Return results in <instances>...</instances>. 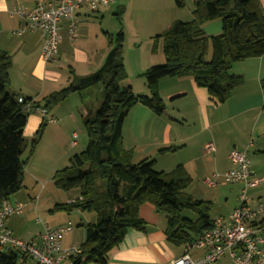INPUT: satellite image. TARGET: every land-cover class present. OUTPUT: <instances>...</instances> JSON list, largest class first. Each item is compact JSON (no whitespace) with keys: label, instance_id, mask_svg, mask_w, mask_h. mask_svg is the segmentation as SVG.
<instances>
[{"label":"trees","instance_id":"obj_1","mask_svg":"<svg viewBox=\"0 0 264 264\" xmlns=\"http://www.w3.org/2000/svg\"><path fill=\"white\" fill-rule=\"evenodd\" d=\"M176 2L183 5V0ZM124 11L119 7V19ZM192 13L191 20H176L156 36L154 46L162 39L166 60L142 74L150 95L136 94L130 84H122L127 73L125 33L121 29L110 36L113 47L99 69L86 75L72 71L66 87L48 95L43 104L35 102L49 112L76 93L86 110L82 116L88 134L86 147L70 157L69 165L54 173L59 188L80 190L77 199L58 204L56 210L96 213V221L85 225L86 238L80 246L86 264H106L109 252L129 229L146 228V221L139 215L145 202L167 214L165 233L172 244H191L213 226V203L186 191L192 176L183 165L159 171L153 159L134 162L132 150L123 146V123L135 104L142 103L158 115L165 113L159 92L162 78L190 75L216 101L225 102L232 90L244 82L242 75L231 71L233 64L264 54V9L260 0H195ZM218 18L222 32L207 35L203 24ZM12 66L11 56L0 51V204L23 187L26 165L47 124L43 119L32 139L24 136L30 114L19 101L23 95L9 89ZM261 84L264 89V78ZM23 97L25 102L32 100ZM94 97L100 103L96 108L92 104ZM184 211H192L195 216H184ZM25 258L19 251L0 245V264H24Z\"/></svg>","mask_w":264,"mask_h":264},{"label":"crops","instance_id":"obj_2","mask_svg":"<svg viewBox=\"0 0 264 264\" xmlns=\"http://www.w3.org/2000/svg\"><path fill=\"white\" fill-rule=\"evenodd\" d=\"M34 3L35 0H0V51L7 52L13 61L9 89L43 104L48 95L70 83L72 71L77 75H86L99 69L113 47L110 36H114L115 32L102 29V33L92 35L89 12L93 11L83 7L77 11L76 35L72 37L68 23L63 22L59 54L55 60L45 61L41 55L42 34L39 31L16 34L15 30L22 26L24 20L10 14L16 6L31 8ZM260 3L264 9V0H260ZM166 5L173 9L172 0H169ZM171 10L166 16L168 26L175 20H182L175 18L176 13ZM126 11L127 8H125ZM208 22L203 24V28ZM214 24V28L221 31L222 23ZM203 30L210 35L206 27ZM135 59L136 71L141 74L152 65L164 63L166 57L163 44L161 47L159 44L157 53L151 55L149 60L142 55ZM231 71L242 75L244 82L232 90L231 96L225 102L216 101L207 88L199 86L190 75L162 78L159 82V92L165 103V113L158 115L146 105L137 103L125 118L122 130L123 146L132 150L134 162L153 159L155 168L166 172L178 165H183L192 176V182L200 177L210 189L221 188L219 194L223 193L226 200H228L229 192L237 191V198L226 205L224 212L216 217L211 216L213 221L219 217H229L239 202L242 184L228 182L224 177V173L233 166L229 155L235 148L248 151L252 169L262 178V182L249 191L251 203L254 205L257 201H264V89L261 84L264 78V54L235 62ZM126 84H130L133 90L137 89L132 79H129ZM139 91L146 95L151 94L146 81L144 88H139ZM70 98L71 96L48 112V116L55 119V122L49 123L53 124L50 127L52 134H55L57 130L63 132V123L67 119L76 118V106L74 107ZM77 109H79L78 106ZM85 112L83 106L80 112L81 117ZM42 122L43 117L40 114L31 113L24 136L29 139L35 137ZM70 131L67 129L65 132V137L68 138L66 141L68 145L64 147L67 157L71 150H74L73 147L80 145L79 140L77 145L71 144L73 133L78 131L73 129L69 135ZM44 132L43 130L37 149L26 165L24 183H26L27 175L40 181L41 174L33 166V159L40 151L39 146L44 139ZM209 144L213 145V149H208ZM162 149L165 150L161 151ZM25 154H28V150ZM215 174H217L214 178L215 185L210 186L206 183V179L214 177ZM225 183H233L230 191L226 192L222 189ZM16 194L19 195V191ZM18 195L15 201L13 200L16 203L12 202L13 204L19 203ZM198 199L213 203L210 198ZM77 212L84 214L86 221L84 223L96 220L94 215H87L89 211L78 209ZM139 215L146 221V228L129 229L122 241L109 252L106 264H169L185 253L187 245H175L167 239L165 229L168 216L165 212L159 211L154 204L145 202L140 206ZM73 216L75 215L69 214L66 220L55 227L73 226L71 222ZM7 226L10 227L8 222ZM11 231L14 233L13 230ZM41 233L31 239H38ZM67 245L69 244L63 237V246L69 247ZM189 253L198 258L202 251L191 248ZM23 262L35 264L30 258L23 259ZM227 262L228 259L223 258L215 264H227Z\"/></svg>","mask_w":264,"mask_h":264},{"label":"built area","instance_id":"obj_3","mask_svg":"<svg viewBox=\"0 0 264 264\" xmlns=\"http://www.w3.org/2000/svg\"><path fill=\"white\" fill-rule=\"evenodd\" d=\"M116 0H35L34 6L25 8L16 6L10 11L11 16H19L24 20L22 26L15 30L22 35L28 31H39L43 37L41 55L45 61L55 60L59 54L61 29L67 22L72 37L78 28L77 11L87 7L91 11H99ZM19 101L24 103L27 113L40 114L47 123L55 122L48 116V110L35 103L25 102L23 96ZM79 135L73 133L71 144H78ZM208 149H213L209 144ZM232 167L224 173L228 182L242 184L238 205L227 218L219 217L213 226L205 230L193 243L188 244L185 253L169 264H215L227 258V264H263L264 263V201L251 203L249 191L262 182L251 166L248 151L237 148L230 152ZM215 177L206 179L210 186L215 185ZM23 207L4 199L0 204V245L12 248L32 259L35 264H86L80 246H63L64 235L73 230L72 225L46 226L38 239H23L15 235L7 226L8 219L14 213H22ZM202 251L200 257H193L189 249Z\"/></svg>","mask_w":264,"mask_h":264},{"label":"rangeland","instance_id":"obj_4","mask_svg":"<svg viewBox=\"0 0 264 264\" xmlns=\"http://www.w3.org/2000/svg\"><path fill=\"white\" fill-rule=\"evenodd\" d=\"M167 3H169V0H116L115 3L100 8L99 11L89 12V17L92 21V35L102 33V29L112 30L115 34L121 29L124 31L126 38L123 47V56L127 78L122 84L125 85L128 83L129 79H132L137 86V92L134 89L136 94H145L140 93L141 91H139V88H144L146 79L144 75L137 73L135 58L142 55L145 56V59L149 60L151 55L157 53L159 44L160 47L162 46V39H159L157 47H155L154 44L156 36L161 34L166 29V26H168L166 16L171 9L167 7ZM172 4L173 9L171 11H175L177 16L175 18H180L183 21H189L193 18L192 12L195 6V0H183L182 6H179L176 0H172ZM119 7L127 8V11H124L120 19L116 15ZM212 21L213 20H210L204 28L206 27L210 35L220 34L222 29L221 31L215 29L214 23H222L221 19L218 18L214 19L215 22ZM127 55L128 57H126ZM97 97L92 98V104L95 108L100 104L99 101H97ZM70 99L74 107L76 106V118H71V120L67 119L66 122L63 123L64 131L61 132L57 130V132H55L56 135L50 132V127H52L53 124H46L44 129L46 133L44 132V139L39 146L40 151L33 159V166L36 167L41 174L40 181L32 178L31 175H27L26 183H23V187L19 190V195L16 194V192L10 198L11 202L16 203L14 201L15 197L18 195V202L23 207V212L11 215L8 219V223L10 225L9 228L13 230L16 235L23 239H31L39 235L40 232H43L47 225L55 227V225L66 220L69 214H73L75 216L71 218V222L74 228L64 235V239L67 241V244H69L67 246L72 247L75 244L81 246L86 238L85 225L87 223H84L86 222L84 214L77 212L78 209L70 212L56 210V206L69 202L72 199H77L80 196V190L78 187L71 190L59 188L54 181V173L56 170L69 165L70 157L86 147L88 143V134L80 113L84 104L76 93L72 94ZM77 106L79 109H77ZM67 129L71 130L69 135L73 129L77 130L79 133L78 140L80 142V145L72 148L74 150H71L69 153L70 155H68L69 157L65 155L66 149L64 148L68 145L66 144L68 138L66 139L65 137ZM27 139H29V137H27ZM61 145L63 146L61 147ZM25 155L27 156L28 154ZM26 156H24V158ZM50 173L51 175H49ZM232 184L233 183H225L222 189L226 192L227 190L230 191L232 189ZM220 189L221 188H219V190ZM219 190H212L207 187L200 177L195 178L192 184L186 188L187 192L196 195L198 198H210L213 200L210 212L212 217H216L224 212L226 205L231 204V202L237 198L238 192L234 191V189V192H229L228 200L223 197V193L219 194ZM252 191L253 189L251 192ZM87 215H94L96 217L94 212H87ZM184 216L194 217L195 214L192 211H184Z\"/></svg>","mask_w":264,"mask_h":264}]
</instances>
